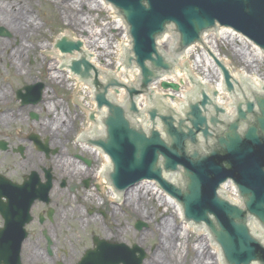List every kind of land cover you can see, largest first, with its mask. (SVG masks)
Listing matches in <instances>:
<instances>
[{"label": "water", "instance_id": "water-1", "mask_svg": "<svg viewBox=\"0 0 264 264\" xmlns=\"http://www.w3.org/2000/svg\"><path fill=\"white\" fill-rule=\"evenodd\" d=\"M104 1L110 3L126 23L130 47L124 50L122 64L125 68L136 65L139 82L136 86L125 84L113 73L101 72L84 52L64 66L79 79L90 81L97 110L106 107L101 119L104 134L83 136V139L99 146L109 157L110 166L105 173L108 183L123 192L142 180L155 181L179 203L186 222L207 230L212 243L220 249L222 264H264V86L263 89H258L257 83L253 86L248 81H251L249 76L238 82L224 64L213 57L222 72L224 89L232 96L233 115L227 111L225 114V109L206 94L208 88L204 90L200 83H196L198 89L194 96H186V103L178 112L161 96L149 93L150 83L161 74L173 72L174 62L165 57L157 43L165 32L176 35L174 54L200 42L203 31L215 30L218 26L231 27L264 51V0ZM3 34L0 28V35ZM54 46L64 53L79 52L81 41L62 36ZM209 49L214 53L211 47ZM181 58L186 61V54ZM189 79L192 83L193 79ZM110 87L124 88L127 99L123 105L108 97ZM161 87L179 89L178 84L166 81L161 82ZM143 93H148L149 106L140 110L135 98ZM216 94L218 100L219 92H212L213 97ZM115 95L122 100V94L115 92ZM166 102L174 101L166 99ZM138 118H146L145 123ZM228 179L237 188L241 205L218 194V188ZM104 187V190L110 188L108 184ZM18 188L24 198L21 212L27 215L31 197L43 191L36 190L30 181ZM9 195L14 199L16 193ZM124 203L125 197H121L115 205ZM251 219L260 228L252 222L250 229ZM22 225L16 228L9 225L0 230V253L3 254L0 261L14 263L18 260L24 236ZM18 229L22 232L19 238ZM95 245L79 264H141L144 259V252L135 245L129 248L123 243L105 240L95 241ZM136 252L138 255L134 256Z\"/></svg>", "mask_w": 264, "mask_h": 264}, {"label": "flooded vegetation", "instance_id": "flooded-vegetation-1", "mask_svg": "<svg viewBox=\"0 0 264 264\" xmlns=\"http://www.w3.org/2000/svg\"><path fill=\"white\" fill-rule=\"evenodd\" d=\"M23 65L18 61L13 68L10 61L0 59V227L25 218L21 212L24 198L20 196L18 187L29 180L32 172L39 183L50 178L47 200L37 198L28 208L30 220L25 225L26 237L22 240L19 262L77 264L81 257L59 245L66 243L70 238L68 235H74L80 224L89 230L86 238L90 237L91 241L93 237L101 238L98 226L107 214L105 207L99 205L104 201V185L99 178L104 176L103 158L100 153L89 157L75 151L79 146L83 147L76 139L82 130L79 123L83 121V112L77 109V115H72L69 107L72 105V93L68 90L67 81L46 83L38 76H30L29 70L25 75ZM40 83L44 84V90L41 96H37V84ZM27 86H30L28 90ZM56 87L69 92V98L66 94L64 102L58 98ZM49 104L56 105L53 112L48 110ZM55 115L67 118V124L58 121L52 127L51 123L48 130L51 134H41L40 124L50 121ZM37 141L46 145L48 151L38 150ZM26 149L29 150V158L35 151L41 161L39 168L30 169L27 173ZM39 183L34 181L31 184L37 187ZM10 192L16 193L14 199L9 198ZM93 231L98 232L97 235H92ZM30 258L36 260L29 263L27 260Z\"/></svg>", "mask_w": 264, "mask_h": 264}, {"label": "rangeland", "instance_id": "rangeland-1", "mask_svg": "<svg viewBox=\"0 0 264 264\" xmlns=\"http://www.w3.org/2000/svg\"><path fill=\"white\" fill-rule=\"evenodd\" d=\"M4 1V0H0ZM12 4L16 5V8L12 9V14L17 15L16 20L13 22H20V19H26L32 26L35 25L37 27L33 33L20 35L13 32L12 24L8 21V19L0 18L4 24V28L10 36H1L0 35V51L3 46H7V49L4 50V55H0V59L6 60L7 62L10 61L11 64H18V59L26 65L27 70H29L30 76H38L42 81H46V83H50L51 75L48 74L49 71H57L56 59L55 58V49L52 48L54 46L55 41L63 35L65 32H70L71 36L81 39V36L84 34L83 29L85 23L87 26L89 25L91 29L94 31L96 30L97 33L101 31L100 35H105L107 37V44H108V51H115L116 44L119 42L122 36V29L116 30L114 29V23L112 21L111 16L109 15L108 9L101 6L100 4L96 3L94 0H60L61 4L56 5L53 1L54 0H9ZM7 3V0H5ZM3 6L4 4L1 3ZM0 4V5H1ZM68 11H71V18L69 23L64 18L63 14V7H67ZM15 10V11H14ZM3 27V25H0ZM6 27H9L8 29ZM10 29V31H9ZM90 29V28H88ZM25 44L33 45V50L28 53L24 51L21 53L22 56L15 55L14 48L18 47L19 40H22ZM102 41L103 38H100ZM100 40V41H101ZM4 44V45H3ZM161 46L164 47L165 51L169 53L168 49V39L160 42ZM3 45V46H2ZM96 47L88 46L86 48L87 51L93 52L95 51ZM250 47L248 48L243 43H239L238 41L232 42L231 48L224 44L221 46L218 44L216 50L218 51L220 57L224 58L227 62V65L231 69L233 73H245L247 76L252 78V76L258 77L261 82H264V61L261 59H257L255 56H249ZM103 53L102 56H97L96 60L94 61L96 64L102 65L104 67L113 68L115 66L114 56L112 55H105ZM201 53H197L194 55H189V62H197L198 70L204 74L206 78L209 80L212 79L215 81V77L217 76V72L215 68L211 66H207L205 64L204 58L200 57ZM110 56H112L110 58ZM200 59L197 61V57ZM18 59H16V58ZM67 58L62 59L65 61ZM192 62V63H193ZM191 63V65H192ZM189 69V66H188ZM197 71V70H196ZM64 73V71H61ZM28 75V74H26ZM49 76V77H47ZM47 77V78H46ZM31 80V79H30ZM75 83V82H74ZM69 82V86H70ZM68 86V84H67ZM57 97L61 100L66 99L65 94L70 96V93H73V100L78 105L79 101H76V97L85 95L81 89L78 92H75L74 89L68 88L69 92H66L63 88H57ZM62 93V94H60ZM69 98V97H68ZM76 99V100H75ZM224 99V98H223ZM82 104L86 102V99L81 101ZM227 102V101H226ZM73 103L69 107L73 108ZM81 106V105H80ZM81 110L80 107L75 106L71 109V113L73 116L77 115L78 111ZM44 117L43 114H41ZM51 122L52 127H55L57 122ZM60 121L63 124H67V118L64 116ZM84 120L86 118L83 117ZM87 121V120H86ZM59 123V124H61ZM15 125V124H12ZM84 124L79 123V127L83 128ZM75 151H82L80 146ZM34 152V156L29 158V150L26 149L25 151V171L26 173L33 168H39L38 165H41V161L39 155ZM31 152V153H32ZM85 154L88 151H82ZM91 153V152H89ZM94 154V153H91ZM88 154L89 157L92 155ZM33 160V161H32ZM36 160V161H34ZM139 192V191H136ZM135 190H131L128 195L125 196V202L123 205L117 206L115 205L117 201L111 200L109 191L104 190L103 196V203L100 206L105 207V211L107 214L105 215L106 218L103 222H100V226H98L99 234L102 238L115 241L117 243H125L126 245L132 246L134 243L138 247L142 249L144 252V259L143 264L146 263L147 259L152 260V263H156L160 261L163 263L162 258L158 259L157 257H152L153 251L160 246V242L162 243V231L163 230H173L177 232V237L175 239H170L172 244L175 245L174 253L179 256L178 264H186V259L183 257L184 253H188L191 256L192 253H197L194 249L195 246L199 245L202 247L201 249L204 252L208 251L214 252L212 245L209 244L208 239L204 234L201 233V236L198 235L197 232L192 230L191 228L188 229L189 231L185 232L184 234L180 235L182 228L181 219L179 216L174 212L171 205L163 204L157 201V196L151 193H144L145 191L140 190L139 194L136 193ZM144 194V197H142ZM103 207V208H104ZM140 223V224H139ZM141 225L138 229L137 225ZM157 228V229H156ZM169 228V229H168ZM88 228L78 227L77 232L74 235L70 236V238L66 239V243H62L59 246L65 247V250H68L69 253H76L78 257L84 253V251L88 248H92L93 244L89 238H86L88 235ZM98 232L93 231L92 235H97ZM113 234V236H112ZM164 234V233H163ZM179 235V236H178ZM166 236V238H168ZM69 240L71 241L69 243ZM207 242V245H205ZM208 246V247H207ZM180 247V248H179ZM162 252V251H160ZM168 252V251H167ZM183 253V254H182ZM208 253V252H207ZM80 255V256H79ZM214 264L216 262V256H214ZM36 259H28L27 262ZM164 263H165V259Z\"/></svg>", "mask_w": 264, "mask_h": 264}, {"label": "bare ground", "instance_id": "bare-ground-1", "mask_svg": "<svg viewBox=\"0 0 264 264\" xmlns=\"http://www.w3.org/2000/svg\"><path fill=\"white\" fill-rule=\"evenodd\" d=\"M94 1L96 3H98V4H100L101 6L105 7V8L108 7V5H105V3L102 2V0H94ZM53 2L56 5H58V6H59V4H61V1L60 0H54ZM1 3H3L4 6ZM0 4H1L0 5V18H3L5 20L8 19V21L10 20L9 22L12 24V27H13L12 29H13V32L15 33V35L16 34L25 35V34L33 33L36 30V28H34V27H37V26H35L33 24H32V26H30L31 25L30 24L31 22L30 21H29L30 23L27 22V20L25 18L24 19H21L19 17L20 22H13L14 20H16V16L17 15H14V14L11 13L12 12V9L9 8L10 5H11V8H13V9L16 8V5L12 4L11 1L7 0V3H5V0L4 1H0ZM65 8H68V6L67 7H63V14H64L63 16L66 19V21L69 23L72 14H71V11H68V9H65ZM111 18H112V21L114 23V29L120 30V29L123 28V25L120 24L121 21L116 20L115 18H113V16H111ZM2 23L3 22L0 21V25H3V27H4V24H2ZM85 25L86 26H84V28H82L84 34L81 36V39H79V40H81V49L86 50V48H88V46H91V47H94L95 46L96 47L95 48L96 50L93 51V52H91L92 55H94V56L91 57L92 58L91 61H94V60L97 61L95 59V57L102 56L103 53H106L105 55H112V56H114V60L116 61L117 60V55L118 56L121 55L122 45H124L126 43V39H125L124 34L121 36L119 42L116 44L117 46L115 48V51H108V49H107V47H108L107 37L105 35L104 36L103 35H100L99 33L101 31H99L97 33L96 30L94 31L93 29H91V27L89 25L87 26V23H85ZM6 28L8 29L9 27H6ZM88 28H90V29H88ZM9 31H10V29H9ZM222 32H223V36H228V34H227L226 31H222ZM229 34H231V33H229ZM62 36L63 37H66L69 40L78 39L76 37L71 36L70 32H65ZM100 38H103L104 40L102 41ZM208 43H210L211 45L212 44H215V42L214 41H211V40H209ZM169 44H171L170 39H169L168 45ZM208 47H211V46L208 45ZM32 48H33V45L25 44L23 42V39L22 40H19L18 47L14 48L15 55H19V57H21L22 56L21 53L23 51H24V55H26L25 52L30 53L33 50ZM5 49H7V46H3V48L1 50L4 51ZM190 50H192V49H190ZM190 50L186 54V61H183L182 58H179L178 59V65H179V67H177V70H176L177 71L176 78L172 77L177 83H179L178 86L181 87L180 88V91L178 93V96L176 98V101L171 103V105L175 106L176 108H179L180 106L183 105L182 102L184 101V96L189 95V93L193 95L194 92L198 89L197 85L194 86V85H191L190 83H188V81H187V75H188L187 73H188V71L186 69H184L185 67L188 68V66H189V63H188V60L187 59H188V55H189ZM213 51L215 52V50H213ZM0 55H4V53L1 52ZM54 55H55V58L54 59H56V62H57L56 65H57V64L61 63L62 59H64V58H67V59L68 58H71V57L74 58L75 56H78L79 54L77 53L76 50H73L70 53H64V52L59 51L58 49H55ZM247 55H248V57L249 56H255L257 59H261V60L264 61V54H261L254 47H252L250 49V53H248ZM112 56H110V58ZM200 57H202V56H200ZM14 58H16V57H14ZM16 59H18V58H16ZM196 60H198V58ZM18 61H20V60L18 59ZM203 61L206 62V65L207 66H211L212 68H214V65L212 63V60H210L206 56V54H205V60H203ZM222 61L225 64H227V62H226V60L224 58L222 59ZM11 65H12L11 67L16 68V66L18 64H11ZM193 67L194 66L192 65L190 68H193ZM22 68L26 71L25 72V75H26L27 72H28L26 65H23ZM62 70H63V68H62ZM61 71H59V70H57V71L53 70V71H49L48 72V74L51 75V77H50V82L51 83H55L56 81L57 82L58 81H60V82L68 81V78L69 77H67V75H69L70 77L74 78L68 72L67 73H62ZM232 74L237 79H240V78H244L245 79V77H247V75L245 73H237L236 74V73H233L232 72ZM47 77H49V76H47ZM124 77L125 78L127 77L126 78V81H128V82L131 81V78H132V82L133 81H136L135 80L136 79V71H134L132 73H128ZM218 79H219V75H218ZM251 81H252L253 84L254 83H257L258 89H262V86H264V82H261V80L258 77H256V76H252ZM77 84L78 85H76V88H78L80 85L85 86V84L82 81H80V80H78ZM215 88H217L218 89V92H219V98H218L217 101H220L221 100L220 98L222 96L221 87L219 86V84H217ZM186 90H188L190 92H185ZM208 90L211 91L210 89H208ZM229 101L230 100L228 99V101L225 102L224 105L226 106V109H227L226 111L230 115H233L234 114L233 108L231 106H229V104H227ZM55 106L56 105L49 104L48 110H51L53 112ZM84 106L87 107V104L84 103ZM72 119H74V118H72ZM53 120H54V118L51 119L50 121L45 120V122L43 121L40 124V127L42 125V127H41L42 133L41 134H45V133H50L51 134V132H48V130H49V124H51V122H53ZM61 120H62V117H59V116L55 117V122H58V121H61ZM87 121H88V127H85L84 130H83V132L86 133V134H89L92 131H94V128H98V125L99 124H98L97 121H94V123L91 122L90 120H87ZM82 146L84 148L86 147L85 145H82ZM33 156H34V154H33ZM107 162H108V159L105 158L104 165H106ZM78 169H80L79 166H78ZM99 178H100V180L101 179L103 180L102 181L103 182L102 184L103 185H106L105 179L104 178H101V177H99ZM142 189H143V191H145L144 192L145 194L146 193H151L153 195H156L157 196V199H156L157 201H159V202H161L163 204H166L168 206L171 205V207L173 208L174 212L178 216H180L181 210H180V207H178L177 202L176 201H173L172 198H170L168 196H165V194L162 193L158 189V187L156 186V184H154L153 182H149V183H144L143 182L142 186H138L137 189H131V190H135V192L136 191H139L140 192V190H142ZM108 191L110 192V199L113 200L114 199L113 192L111 191V189H109ZM139 192H136V193H138V195H140ZM142 197H144V194H142ZM182 228L183 229H181L180 233H178L180 235H182L185 232L189 231L188 229H190L191 226H188L186 223L182 222ZM162 232L164 233V234L162 233V238H161L162 243L160 242V244H159L160 246L157 248V250L155 249L153 251V254L154 255H152V257H157L158 259L162 258L163 263L160 261L161 264H178L179 256H177L174 253V247H175V245H173L172 244V241L170 240L172 238L175 239L177 237V232L174 231V229L172 231L165 229ZM168 235H169V237L166 238V236H168ZM112 236H113V234H112ZM205 245H207V242H206ZM201 248L202 247L200 246V244L197 245V246H195L194 249L197 251V253H192L191 256H189L188 253H186V254L185 253L184 254L182 253L184 255L183 257L186 259V261H185L186 264H214L215 261H214L213 255L216 256V262H217V259H220V255H219L218 249L216 247L215 248L213 247V249L215 250L214 252H210L207 249V252L208 253L207 252H204V250L201 249ZM160 251H162V252H160ZM163 259H165V263H164V260ZM151 261L152 260H149L148 261V259H147V261H146L145 264H156V263H152ZM157 264H159V262H157Z\"/></svg>", "mask_w": 264, "mask_h": 264}]
</instances>
